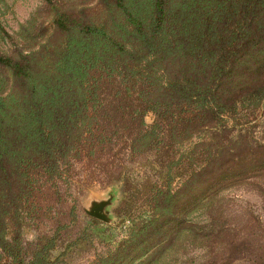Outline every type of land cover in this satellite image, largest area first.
<instances>
[{"label": "trees", "instance_id": "trees-1", "mask_svg": "<svg viewBox=\"0 0 264 264\" xmlns=\"http://www.w3.org/2000/svg\"><path fill=\"white\" fill-rule=\"evenodd\" d=\"M45 3L65 36L58 45L31 48L0 23L12 48L0 51V74L10 83L0 92V259L49 264L53 237L24 250L13 233L20 221L10 238L6 223L34 209V173L59 175L72 156L92 155L118 127L128 128L106 100L123 87L155 115L148 124L138 116L126 136L131 151L203 134L186 150L171 149L152 175L123 171L125 234L92 264H133L139 255L135 264H264L257 212L233 211L210 193L264 171V141H238L225 124L242 103L264 98V0H98L100 10L120 13L122 32L113 30L116 19L78 20L59 0ZM258 188L264 208V182ZM201 202L206 218L187 217Z\"/></svg>", "mask_w": 264, "mask_h": 264}, {"label": "rangeland", "instance_id": "rangeland-1", "mask_svg": "<svg viewBox=\"0 0 264 264\" xmlns=\"http://www.w3.org/2000/svg\"><path fill=\"white\" fill-rule=\"evenodd\" d=\"M59 1L71 10L78 20L116 19L117 23L112 25L113 30L122 32L120 13L117 11L111 16L107 13V8L105 11L100 10L96 7L98 0ZM52 16L53 12L45 0H0V23L14 38L31 48H37L44 42L52 46L58 45L65 39L53 26ZM11 49L10 42L0 32V51L10 52ZM38 65L41 69L45 67L43 54L39 55ZM114 89L113 87L112 92L106 96L107 104L111 108L114 107L117 116L124 117L128 128L118 127V133L114 134L111 142L100 144L92 155L81 151L80 154L72 156L59 175L47 176L41 170L34 173L30 178L36 194L34 209H23L18 218L10 217L6 223L5 236L10 238L13 229L18 225L16 220L20 221L19 228L13 233L18 230L24 250L53 237L50 242H53V245L47 250L49 264H92L97 253H105L109 243L119 241L125 234L127 220L124 221L125 216L121 215L124 211L121 205L125 182L123 171L127 173L129 170L130 176L137 179L139 175H152L157 162L164 160L171 149L186 150L194 139L199 140L202 137L203 133L199 132L179 146L161 145L157 151L155 148H137L131 151L126 136L137 129L141 119L148 124L155 115L149 109H141L134 89L128 91L122 87L121 92L117 94H114ZM9 90L10 83L0 74V92L5 95ZM138 116H141V119ZM225 124L227 133L232 138L240 139L238 141H264V98L256 104L242 103L233 118H229ZM247 177L217 183L210 189V193L213 197H221L233 211L238 212L241 208L251 206L264 223L262 195L258 188V183L264 182V171ZM101 200L107 201L103 207L107 221L89 218L92 216L86 212L95 202ZM29 203L26 201V207ZM204 207L201 202L187 213V217L204 220ZM139 257L141 256L132 263H137ZM178 263L179 260H176L173 264ZM0 264H10L8 257L0 259ZM231 264L249 263L240 258Z\"/></svg>", "mask_w": 264, "mask_h": 264}, {"label": "water", "instance_id": "water-1", "mask_svg": "<svg viewBox=\"0 0 264 264\" xmlns=\"http://www.w3.org/2000/svg\"><path fill=\"white\" fill-rule=\"evenodd\" d=\"M106 203L107 201L105 200L95 202L92 208L89 210H86V212L92 217L107 221V218H108L107 214L103 211V207L105 206Z\"/></svg>", "mask_w": 264, "mask_h": 264}]
</instances>
